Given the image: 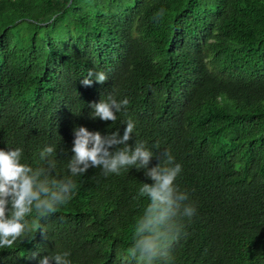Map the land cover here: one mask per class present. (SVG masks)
<instances>
[{"label": "trees", "instance_id": "16d2710c", "mask_svg": "<svg viewBox=\"0 0 264 264\" xmlns=\"http://www.w3.org/2000/svg\"><path fill=\"white\" fill-rule=\"evenodd\" d=\"M89 70L108 80L84 86ZM108 95L129 100L115 124L90 118ZM128 119V145L145 142L149 167L169 151L197 208L171 264H264V0H0V149L35 168L55 145L63 178L74 128L122 136ZM74 180L70 202L38 221L45 236L0 249V264L65 251L72 264H137L144 170Z\"/></svg>", "mask_w": 264, "mask_h": 264}, {"label": "clouds", "instance_id": "9594fccd", "mask_svg": "<svg viewBox=\"0 0 264 264\" xmlns=\"http://www.w3.org/2000/svg\"><path fill=\"white\" fill-rule=\"evenodd\" d=\"M165 9H159L153 20L160 22ZM108 80L104 71H88L81 83L91 86L93 81L103 84ZM129 100H117L108 95L97 103H91V119L117 122L118 113L126 112ZM123 135L112 132L102 136L98 131L91 132L81 126L73 129L72 156L68 159L69 175L57 178V146H45L39 152L40 166L32 167L22 163L21 148L0 149V249H11L17 241L34 239L39 231L44 237L46 230L39 220L55 214L75 196L78 185L74 177L83 176L89 168H99L103 176L120 175L121 170L135 168L144 170L151 183H143L139 189L147 204L143 215L136 221L134 239L128 255L137 264H171V248L184 235L183 218L191 219L197 208L189 202V195L182 191L176 181L182 172L181 164L175 162L172 154L165 150L158 163L149 167L155 154L145 142H135L129 146L136 124L132 119L124 122ZM159 147V145H154ZM63 151V149H61ZM35 218L30 220V217ZM36 254L34 253L33 256ZM70 253H56L43 256L38 264H72Z\"/></svg>", "mask_w": 264, "mask_h": 264}]
</instances>
